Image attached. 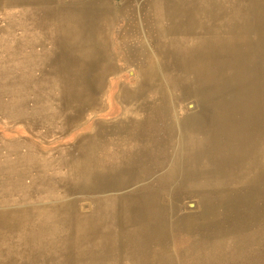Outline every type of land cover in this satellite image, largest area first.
Returning a JSON list of instances; mask_svg holds the SVG:
<instances>
[{"label":"rangeland","instance_id":"rangeland-1","mask_svg":"<svg viewBox=\"0 0 264 264\" xmlns=\"http://www.w3.org/2000/svg\"><path fill=\"white\" fill-rule=\"evenodd\" d=\"M11 1L19 25L0 0L3 63L25 47L18 38L28 19L42 25L37 12L47 17L55 6ZM126 1L110 0L109 12L57 3L82 7L68 14L81 27L93 10L107 26L114 66L99 104L59 92L52 121L24 105L0 114V187L12 194L0 213L20 211L0 217V264H264V0H132L121 16ZM147 4L153 10L143 11ZM131 19L139 38L126 40ZM131 42L154 60L138 100L142 72L124 49ZM72 63L59 58V88L74 78ZM102 129L117 138L99 142ZM23 149L41 159L59 151V175L42 178L34 203L13 187L37 174ZM91 151L112 164L74 177L72 155Z\"/></svg>","mask_w":264,"mask_h":264},{"label":"bare ground","instance_id":"bare-ground-1","mask_svg":"<svg viewBox=\"0 0 264 264\" xmlns=\"http://www.w3.org/2000/svg\"><path fill=\"white\" fill-rule=\"evenodd\" d=\"M11 4L8 9L7 15L14 16V24H18V14L14 13L12 5L15 2L11 0H4ZM55 3V6L46 14L43 12H37V16L45 19L42 25H37L33 19H28V23L22 26V34L18 38L20 46V52L6 62L0 61V114L7 112L13 117L20 112V108L24 106L32 108L33 111H41L45 116L46 122L52 121L54 118L53 106L59 107V92H71V95L81 96L83 101L87 100L85 107L97 105L101 101V98L97 96V92L103 84H105L106 78L114 66V61L111 59L110 50L107 47V26L103 23L102 16L94 15L95 10L91 11V17L87 18V25L84 27L76 24L68 14L71 12H77L79 6L73 4L72 7L59 8L57 3L59 0H50ZM82 2H91L96 4L100 12L103 10H110V0H78ZM132 0H127L119 11V15L126 16V12L131 6ZM101 8V9H100ZM107 9V10H106ZM80 13H86L85 10L80 8ZM116 12V11H115ZM113 13V12H112ZM77 14V13H76ZM4 14V16H7ZM21 17V16H20ZM128 17V16H127ZM22 18V17H21ZM8 19V16H7ZM132 21V19H131ZM129 21L127 25L121 30V33L126 40H134L135 36L139 38V34L134 29V22ZM138 22L137 18L134 20ZM144 22V19H143ZM24 23V22H23ZM22 23V24H23ZM19 25V24H18ZM132 32H131V30ZM135 35V36H134ZM60 42V51H59ZM129 54L132 55L131 59L138 63L142 72V80L137 87L135 93L138 99L142 98L144 92L150 88V81L144 78V75L155 77V71L152 68L154 60L150 53H147V59H143L140 52L133 46V43L127 45ZM61 58H73V67L75 70L74 78H66L67 86L65 88H59V57ZM124 93V92H123ZM24 105V106H23ZM50 114H52L50 116ZM34 123L40 122V117L33 116ZM113 133L109 129H102L98 135L99 142L109 141L115 139ZM97 141V139H94ZM0 148H2L0 146ZM81 148V147H79ZM78 148V149H79ZM3 149L8 150V147ZM26 157H30L29 162L34 163L33 169L37 174L30 173L26 176L24 181L27 183L24 187L18 186V181H21V177L13 181V187L17 190L16 199L21 198L22 195L28 193V199H31V203H34V199H42L43 183L42 178L48 176L51 172L52 175H59V151L58 158L46 157L41 159L37 157L33 152L28 150H22ZM78 153V151H77ZM0 159L4 161V152L0 151ZM112 164L111 157L97 154L93 151L89 153V156L84 158L82 155H72V167L74 177H83L87 175L96 174L95 171H101L106 169ZM53 165L56 168L52 170ZM58 171V174L56 172ZM20 172L23 176L28 174V169L24 168ZM25 172V173H24ZM18 174V173H17ZM28 183H31L29 185ZM45 184V182H44ZM35 185L38 187L37 190ZM4 191H0L5 195V199H2L0 194V201H9L11 193L0 187ZM27 205L29 201L27 200ZM1 212V211H0ZM17 214H10L8 212L0 213L1 218L11 219L12 217L18 218ZM24 222V221H23ZM23 224L21 221L19 222Z\"/></svg>","mask_w":264,"mask_h":264},{"label":"crops","instance_id":"crops-1","mask_svg":"<svg viewBox=\"0 0 264 264\" xmlns=\"http://www.w3.org/2000/svg\"><path fill=\"white\" fill-rule=\"evenodd\" d=\"M153 10V5H145V6H143V11L144 10H146V11H149V10ZM107 40V39H106ZM107 47H108V45H107ZM124 48V47H123ZM128 47L125 45V48L124 49H127ZM110 50V49H109ZM59 51H60V42H59ZM110 55H111V53H110ZM62 56H60L59 58H61ZM134 62V61H133ZM117 63V62H116ZM136 63V62H135ZM138 64V63H137Z\"/></svg>","mask_w":264,"mask_h":264}]
</instances>
